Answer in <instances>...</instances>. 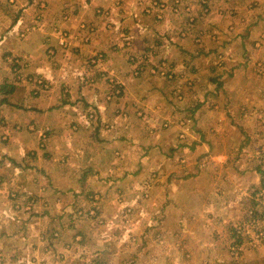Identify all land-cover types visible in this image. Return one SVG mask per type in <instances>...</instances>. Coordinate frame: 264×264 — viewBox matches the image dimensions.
I'll return each mask as SVG.
<instances>
[{"label": "rangeland", "instance_id": "1", "mask_svg": "<svg viewBox=\"0 0 264 264\" xmlns=\"http://www.w3.org/2000/svg\"><path fill=\"white\" fill-rule=\"evenodd\" d=\"M174 1L177 5L159 9L164 1L150 0L141 10L154 14L148 15L151 19L160 14L180 23L166 44L177 45L183 67L176 71L157 51L144 53L139 66L165 64L171 76L142 72L171 83L166 96L178 100L179 116L151 127L157 130L148 125L128 134V127L117 130L120 137L133 139L129 149L112 148L127 165H119V172L104 170L101 183L87 171L84 188L63 176L59 186L74 190L53 200L50 215L38 206L41 216L31 222L39 226L27 231L26 224L15 223L16 211L27 221L26 203H32L17 198L15 210L2 212L11 222L3 234L12 233L15 225L20 237L0 236V264H264V0ZM45 7L43 0L40 8ZM38 15L45 18L39 9ZM183 46L205 53L187 56L181 54ZM41 80L34 82L43 85ZM91 119L89 126L97 122ZM212 128L223 136L207 135L209 150L185 148L195 131ZM159 130H175V136L155 148L160 136L153 132ZM143 135L146 143L136 144ZM119 176L123 179L110 182ZM9 188L3 193L9 194ZM76 188L82 197L74 196ZM10 194L15 199L16 192ZM33 240L34 252L27 249Z\"/></svg>", "mask_w": 264, "mask_h": 264}, {"label": "crops", "instance_id": "2", "mask_svg": "<svg viewBox=\"0 0 264 264\" xmlns=\"http://www.w3.org/2000/svg\"><path fill=\"white\" fill-rule=\"evenodd\" d=\"M42 1L0 0V236L5 239L13 234L20 237L21 228L13 224L12 233L3 234L11 230V222L2 212L15 210L17 198H29L32 203H26L30 209L24 212L28 213L27 221L16 211L20 219L13 215L19 220L15 223L26 224L27 231L30 225L39 226L31 222L41 216L38 206H44L42 213L50 215L53 200L74 190L59 186L63 176L70 175L68 182L83 187L87 166L92 168L88 173L101 183L104 170L111 167L119 172V165H127L124 159L118 161L112 148L129 149L133 139L120 137L117 130L128 127V134L139 131L136 127L140 125L157 130L151 127L180 114L178 100L166 96L171 83L163 82L157 74L142 72L152 67L139 66L144 53L157 51L172 61L176 71L183 67L177 45L173 43L170 48L166 44V38L180 27L179 22H170L163 15L151 19L154 14L141 10L150 0H44L46 7L41 10ZM160 1L166 6L178 3ZM38 9L45 18L38 15ZM12 28L21 34L16 30L4 32ZM194 49L183 46L181 54L205 53L203 48ZM207 53L214 54V50ZM135 57H139L137 62ZM221 73L224 77L226 71ZM38 79L43 85L34 82ZM198 108L193 107V114ZM91 118L97 122L89 126ZM109 130L112 132L107 133ZM217 130L195 131L185 148L195 150L204 145L209 150L212 144L207 135L223 136ZM174 131H154V136H160L155 148L164 146L167 138L173 140ZM138 138L142 139L136 144L146 143L144 135ZM122 176L110 182L117 183ZM6 185H10L9 194L2 191ZM81 189L76 188V198L84 195ZM13 190L15 199L10 194ZM21 236L27 239L24 232ZM30 243L27 249L34 252L36 241Z\"/></svg>", "mask_w": 264, "mask_h": 264}, {"label": "built area", "instance_id": "3", "mask_svg": "<svg viewBox=\"0 0 264 264\" xmlns=\"http://www.w3.org/2000/svg\"><path fill=\"white\" fill-rule=\"evenodd\" d=\"M158 6V5H157ZM166 5H164V4H161L160 6H159V9H160V7H165ZM148 11H151L150 9H148ZM160 15V14H159ZM159 17H162V16H159ZM165 64H163L162 66L160 65L159 67H158V69L157 68H153V70H152V72H158V73H160L161 75H168V76H170V74H169V72H168V70L166 69V67L164 66ZM90 117H94V115L93 116H90Z\"/></svg>", "mask_w": 264, "mask_h": 264}, {"label": "trees", "instance_id": "4", "mask_svg": "<svg viewBox=\"0 0 264 264\" xmlns=\"http://www.w3.org/2000/svg\"><path fill=\"white\" fill-rule=\"evenodd\" d=\"M7 88H8V85L6 86ZM1 90H3L4 91V89H3V86H1ZM12 90V89H11ZM7 91H10V89H7ZM92 168H91V166H87V168L85 169V173L87 172V171H89V170H91ZM84 175H82V177H83ZM85 176H86V174H85ZM84 179L86 178V177H83Z\"/></svg>", "mask_w": 264, "mask_h": 264}]
</instances>
